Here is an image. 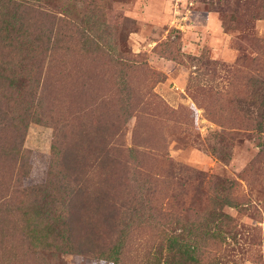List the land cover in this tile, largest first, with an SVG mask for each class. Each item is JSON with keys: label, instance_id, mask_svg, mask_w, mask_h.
Instances as JSON below:
<instances>
[{"label": "rangeland", "instance_id": "obj_1", "mask_svg": "<svg viewBox=\"0 0 264 264\" xmlns=\"http://www.w3.org/2000/svg\"><path fill=\"white\" fill-rule=\"evenodd\" d=\"M2 3L0 264H264V0ZM114 120L142 152L119 158L141 178L119 195L141 192L174 230L80 255L66 243L91 248L83 132ZM176 220L194 253L165 249Z\"/></svg>", "mask_w": 264, "mask_h": 264}, {"label": "trees", "instance_id": "obj_2", "mask_svg": "<svg viewBox=\"0 0 264 264\" xmlns=\"http://www.w3.org/2000/svg\"><path fill=\"white\" fill-rule=\"evenodd\" d=\"M2 4V0H0V5ZM40 12L43 13L44 11L41 10ZM115 122L114 120L113 123H110L111 125L108 123V126L104 123H94L91 125V133L83 132V136L91 135V160L85 165L84 172L87 174L84 180L91 179V191L87 189L88 185L84 184L83 180V186L82 183H76L78 186L74 185L72 188V197H75L76 200L77 194L86 190L91 193V248L85 250V246L80 240L69 241L70 244L66 243V249L80 255L91 253L97 257L98 255L103 256V254H108L107 256L120 254L123 247L130 245L131 240L128 238V233L135 226L152 223L165 227L169 232L174 230V228L170 229L169 223H172L171 219L175 216L170 214L168 218L160 209H157L155 205L153 206L141 192H136V197L131 195L124 198L123 195H119L122 185L127 186L128 174H130L128 180L141 181V178L135 174L137 171H132L136 167L126 164V160H124V164L119 161V158L122 160L126 157L134 159L141 151L140 144H136L133 138L129 144L121 140L122 126L115 124ZM143 141L151 142L152 140L148 137L144 138ZM117 162H122L121 166L117 172L114 168L112 171V167ZM89 170H91V175L88 173ZM112 174H114V178L111 182L110 176ZM113 182L116 183L115 188L112 185ZM123 190L128 192L129 186L122 188L121 192ZM77 213H80V210L73 209L71 213H67L65 216L66 228L69 227L73 214ZM173 223L179 226V230L177 233L167 235L165 249L168 251L172 249L187 255L194 253L196 241L194 240L191 244L183 237V230L187 221L184 220L180 223V220H176ZM61 239H64L62 243L65 245V238L61 236ZM57 247L59 245L55 246L53 243L50 248L57 253L58 251H55ZM54 252L51 250V254H55ZM118 261L119 259L116 258L115 261L110 262L117 263Z\"/></svg>", "mask_w": 264, "mask_h": 264}]
</instances>
